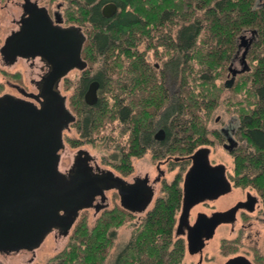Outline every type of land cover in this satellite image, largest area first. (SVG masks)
Segmentation results:
<instances>
[{"label":"trees","instance_id":"trees-1","mask_svg":"<svg viewBox=\"0 0 264 264\" xmlns=\"http://www.w3.org/2000/svg\"><path fill=\"white\" fill-rule=\"evenodd\" d=\"M75 1L83 3L84 20L80 24L92 26L83 55L88 65L100 64L94 78L101 84V96L90 106L80 92L90 78L80 83L72 99L79 115L77 127L90 138L107 122L121 119L134 128L135 148L140 147L142 136L149 142L161 110L165 114L159 121H163L171 137L168 152L186 155L206 143V124L199 112L215 109L227 89L217 80L227 73L243 32L254 31L247 54L252 67L230 88L229 100L235 110L257 113L248 116L247 125L249 136L261 150L253 165L264 169V6L259 5V0ZM106 1L118 6L111 17L100 12ZM173 27H177L175 33ZM145 40V50H139ZM150 50L163 61L160 67L148 61L146 54ZM168 69L180 73L181 91L171 93L166 86ZM127 161L124 152L118 167L124 173L130 167ZM176 200L173 195L169 201H160L148 213L118 253L115 264H181L185 245L174 235ZM127 215L130 214L121 208L106 210L93 226L83 215L73 227L66 247L48 264H105L116 228Z\"/></svg>","mask_w":264,"mask_h":264},{"label":"water","instance_id":"water-1","mask_svg":"<svg viewBox=\"0 0 264 264\" xmlns=\"http://www.w3.org/2000/svg\"><path fill=\"white\" fill-rule=\"evenodd\" d=\"M115 3L103 7V14L113 16ZM23 32L12 35L5 49L15 57L40 55L51 64L42 80L39 94H31L39 105L20 98L0 96V252L11 253L23 249L35 250L55 229L67 236L84 208L97 211L105 207V180L80 168L68 177L59 169L61 149L65 146L64 129L75 120L61 93L59 82L73 68L84 69L87 62L82 50L87 35L80 27H60L47 17L27 21ZM240 36L239 47L250 46L254 36ZM4 49V51H5ZM245 55H243L244 58ZM244 62L245 58H244ZM231 81V80H230ZM226 86H229L231 82ZM99 81H93L85 95V102H98ZM193 160L185 178L184 212L196 202L228 192L231 187L224 179L211 178L209 149L198 148L189 156ZM122 205L132 211L144 210L152 199V192L133 189L122 177L116 176ZM213 186H219L213 189ZM100 195L102 204H96ZM143 197L142 205L134 208L131 202ZM207 237H210L208 234ZM195 240L189 237V250L194 252ZM227 264H252L245 256L229 260Z\"/></svg>","mask_w":264,"mask_h":264},{"label":"flooded vegetation","instance_id":"flooded-vegetation-1","mask_svg":"<svg viewBox=\"0 0 264 264\" xmlns=\"http://www.w3.org/2000/svg\"><path fill=\"white\" fill-rule=\"evenodd\" d=\"M108 3L115 2L106 1L101 5L100 12L103 16H105L103 14V7ZM82 4L83 3L75 0H0V11L5 10L6 13L9 14L5 17H10L11 22L15 24V27L7 34L4 43L0 47V53L4 64L15 65L18 63L19 59H23L29 62V65L32 67H39L37 77H30V83L35 85L36 92L29 91L26 88V84L22 86L12 82L11 84L18 94L4 92L0 94V96L9 95L7 97L11 96L13 98L29 100L39 105V101L31 94L35 95L40 93L39 88L42 85V80L51 69V64L46 58L40 55L24 57L18 54L15 57L12 55L13 53H9L8 49H5L6 42L12 35L21 34L26 22L32 21V19L37 16H40L42 19L49 17L54 25L60 27H80L81 31L87 35L88 39L89 34L85 32L84 25L80 24V22L84 20V16L81 13ZM259 5L264 6V0H259ZM251 33L248 36L246 33H243L242 35L250 37ZM255 35L256 34L254 33L251 43L253 42ZM249 48L250 46L247 49L244 46L238 47L235 56L227 66L224 85L226 86L231 80V84L226 86L228 90H231L230 88L233 87L234 83L243 73L250 72L252 66L247 60ZM239 55L240 67L238 68L236 66V61ZM243 55H245L244 58L246 63L244 62ZM81 56L86 61L83 55V50ZM74 69L85 71V75L82 76L80 83H82L85 77L90 78L85 90H80V92H83V100L85 102V95L91 83L98 80L95 79L94 76L89 77L87 74L88 63L84 69L73 68L72 70ZM66 76L61 78L59 86ZM17 78L23 80L21 72H18ZM100 86L101 84L99 85L98 92ZM164 114L163 111H159L157 115L160 119L161 115ZM255 114L257 113L244 110H226L224 115H214V111L207 113L206 116L207 119H209V124L212 122L218 126L211 128L206 126V143L200 145L193 152L186 155L174 156L169 153L166 155L165 159H157L158 173L153 178H151L149 173L146 172L144 175L137 174L133 176L132 179H128L125 178L122 173L116 174L111 169H102L97 164L93 166L91 164L93 157L84 149L78 150L75 154L72 166L63 173L70 177V175L75 173L78 169L88 168L91 173H94L105 180L103 186L105 195L107 191L111 190L116 191L119 195L120 204H115L112 209L121 208L131 215L147 212L145 218H147L148 213L153 210L160 201H169L173 195H176L177 202L175 205L174 235L176 238L183 241L185 245V253L187 252L193 257L191 264H227L229 260L239 256L247 257L252 264H264V253H262L258 247L254 246L252 249L254 252L252 260L243 250L247 231L251 230L253 226H264V185L262 184V181L264 180V169L259 167L256 168L253 165V159L261 154V150L259 149L260 146L249 136V127L247 125L248 116ZM74 116L75 120L70 122L64 131L69 129L72 123L77 122V115L74 114ZM154 123L155 128H153L151 139L148 142L144 139V136H142V142L139 148L133 146L132 134L134 128L129 126L130 140L127 149V163H129L130 166H132V158H141L149 151H153V154L156 156H162L171 148V143H169L171 137L167 136L163 121L155 120ZM170 123H172V121H170ZM203 146L209 149V164L211 167H222L209 169L208 171L211 172L210 177H217L218 179H224L225 177L229 182L231 189L216 197H207L196 201L183 217L185 178L190 167L193 165V160L189 158V156ZM217 148H221L226 153L227 157H220L222 154L218 152ZM211 155L213 157H211ZM166 166L167 170L163 168ZM131 172L132 170L127 175ZM168 172H173L175 174L172 178H169ZM116 176L122 177L128 184L132 185L131 187L135 190L141 191L144 194L147 190L148 192H152L151 202L144 210L132 211L122 205L118 189V181L115 180ZM157 184H161L160 191H162L163 194L157 197L154 201L153 207L148 209L156 194ZM218 187L219 186H213V189ZM234 190L238 191V196L230 201L229 195L232 194ZM142 199L143 197L141 196L140 198L135 199V201L133 200L131 204L134 208H139L143 203ZM104 202L106 206L99 211L94 207L93 208L97 212L108 210L109 203L107 195ZM95 203L102 204L100 195L96 197ZM55 230L60 234V229ZM190 234H192L193 239L195 240L193 247L195 249L194 252H190L189 250ZM208 234H210V237H207ZM230 234L232 235L231 238ZM20 251H28L33 253V255L35 253V250L23 249ZM34 258L35 257L30 258L29 261L33 262Z\"/></svg>","mask_w":264,"mask_h":264},{"label":"rangeland","instance_id":"rangeland-1","mask_svg":"<svg viewBox=\"0 0 264 264\" xmlns=\"http://www.w3.org/2000/svg\"><path fill=\"white\" fill-rule=\"evenodd\" d=\"M9 15L5 10L0 11V47L4 43V39L7 34L10 32L12 28L15 27V24L11 22L10 17H5ZM6 18V19H5ZM84 30L87 34L90 33L92 26L90 24H83ZM173 32L177 30V27H173ZM246 35H250V31H244ZM147 41H143L139 45V50H145ZM161 50V49H160ZM146 57L151 64H163V61L159 59L158 56L155 55L153 50L147 52ZM240 55L236 61V66L240 67ZM159 64V67H160ZM162 66V65H161ZM100 69V64L95 63L94 65H88V75L89 77L95 76ZM18 72L22 73L23 80L17 78ZM39 72V67H32L29 65V62L19 59L18 63L15 65H5L1 53H0V84L3 85V90L0 94L4 92H13L14 94H18L16 89L12 86V82L17 83L19 85H25L29 91L36 92L35 85L30 83V77H37ZM167 76L165 78V84L170 90L171 93L181 91V75L176 74L173 69L167 70ZM85 75V71H81L78 69L71 70L67 76L60 83V90L63 95L66 96V104L69 110L72 113L77 115V119L79 118L78 112L74 109L72 105V99L78 90L80 85L82 76ZM226 73L223 74L221 79L217 80L218 84H223L225 82ZM19 79V80H18ZM24 82V83H23ZM232 95L231 91L228 89L223 90L222 96L215 107L214 115L220 114L224 115L226 110L234 111L232 106V101L229 100V97ZM98 96H101V91L99 90ZM162 111V110H161ZM201 116H203V123L208 127L218 126L214 123L210 122L207 119V110L203 109L199 112ZM155 120H159V116L157 115ZM129 126L128 124L121 121V119H116L112 122H107L104 127L98 129L96 133H94L90 138L84 135L83 130H80L77 127L76 122L72 123L70 128L64 131V145L65 147L60 151L61 160L59 163V169L62 172L67 171L74 162L75 154L79 149H84L89 152V154L93 157L91 164L95 166L97 164L102 169H111L116 174L124 175L125 178L132 179L133 176L137 174L144 175V173L148 172L150 177L153 178L157 175V159H165L166 155L170 152L163 154L162 156L154 155L153 151H149L141 158H132V166L127 167V173H124L118 167L122 164L123 153L127 152L129 138ZM207 135V134H206ZM218 152L222 155L220 157H227L226 153L221 149L217 148ZM177 156L178 154H173ZM211 157H213L211 155ZM167 170V166L163 167ZM132 172L127 175L130 171ZM168 177L172 178L175 174L173 172H168ZM127 175V176H126ZM161 184H157L156 186V194L154 196L153 202L149 206L148 209L153 207L154 201L157 197L162 195V191H160ZM106 195L108 197L109 209L112 210V207L115 204H120V197L116 193V191L111 190L107 191ZM238 196V191L234 190L232 194L229 195L230 201H232L235 197ZM101 212H97L93 207L87 208L81 211L77 221L81 219L83 215L88 216V223L90 226H93L96 221L103 214ZM146 213H135L126 216L125 222L116 228L115 232V241L114 245L110 250L109 256L105 264H115L116 257L118 253L125 247V245L132 238L133 232L136 228L141 225L144 218L146 217ZM75 222V225L77 223ZM74 225V226H75ZM71 232L65 236L58 233V231L54 230L51 232L44 242L35 249V253L28 251H20V252H11V253H2L0 252V264H48L50 260L61 252L67 245ZM232 235L230 234V238ZM244 252L247 256L252 260L253 258V247L256 246L259 250L264 253V226H253L251 230H248L245 235L244 241ZM241 250V251H243ZM34 258L33 262H30V258ZM193 257L187 252L184 255V258L181 264H191Z\"/></svg>","mask_w":264,"mask_h":264}]
</instances>
